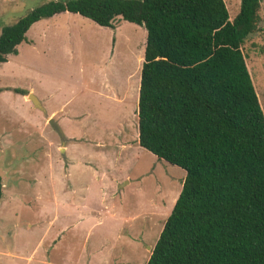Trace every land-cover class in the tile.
I'll return each mask as SVG.
<instances>
[{
	"label": "rangeland",
	"instance_id": "374dc122",
	"mask_svg": "<svg viewBox=\"0 0 264 264\" xmlns=\"http://www.w3.org/2000/svg\"><path fill=\"white\" fill-rule=\"evenodd\" d=\"M66 1L0 0V30ZM223 2L231 20L239 0ZM259 14L240 50L264 114V0ZM112 25L58 13L0 63V264H145L178 196L185 172L137 143L144 28ZM49 118L75 139L62 145Z\"/></svg>",
	"mask_w": 264,
	"mask_h": 264
},
{
	"label": "trees",
	"instance_id": "16d2710c",
	"mask_svg": "<svg viewBox=\"0 0 264 264\" xmlns=\"http://www.w3.org/2000/svg\"><path fill=\"white\" fill-rule=\"evenodd\" d=\"M259 1L239 0L231 20L223 0L49 2L0 30L4 63L61 12L144 28L137 143L185 172L145 264H264V114L240 50L263 28Z\"/></svg>",
	"mask_w": 264,
	"mask_h": 264
},
{
	"label": "water",
	"instance_id": "95a60500",
	"mask_svg": "<svg viewBox=\"0 0 264 264\" xmlns=\"http://www.w3.org/2000/svg\"><path fill=\"white\" fill-rule=\"evenodd\" d=\"M26 98L33 105V107L37 108L42 113H45L44 108H42V106L40 105V103L37 101V99L32 94H27L26 95ZM47 123L50 125L51 128H53V130L56 131V133L58 134V136L60 138V142L63 145L64 142H65V136L62 134V132L59 129V127L57 126L56 122L53 119L49 118L47 120ZM60 151H62V149H60Z\"/></svg>",
	"mask_w": 264,
	"mask_h": 264
},
{
	"label": "crops",
	"instance_id": "0c3cea01",
	"mask_svg": "<svg viewBox=\"0 0 264 264\" xmlns=\"http://www.w3.org/2000/svg\"><path fill=\"white\" fill-rule=\"evenodd\" d=\"M68 13V12H67ZM54 15H56V14H54ZM53 15V16H54ZM77 15V14H76ZM53 16H51V17H53ZM79 16V15H78ZM50 17V18H51ZM43 20V19H42ZM26 39V38H25ZM17 50V49H16ZM138 84H139V79H138ZM136 90H137V93H136V103H137V98H138V85H137V88H136ZM26 98V94L23 96V99H25ZM27 99V98H26ZM29 103V102H28ZM29 104H31V103H29ZM32 105V104H31ZM33 106V105H32ZM63 106H64V104H61L60 106H57V107H55V108H51V109H49V110H45L44 109V111H45V113L46 114H49V115H51V116H56V115H60L59 113L57 114V112H59V111H61V109H63ZM45 108V107H44ZM44 113V114H45ZM134 116V115H133ZM135 117V116H134ZM52 119V118H51ZM61 118H56V124H57V126H59V121L58 120H60ZM135 119H136V124H137V116L135 117ZM61 131L63 132V134H64V136H65V141L66 140H68L69 141V139L70 140H73V139H75V137H72V135L71 134H68V133H65L62 129H61ZM70 136V137H69ZM68 138V139H67ZM73 142V141H72ZM68 147L69 146H67L66 148H65V150L67 151L68 150ZM64 150V149H63Z\"/></svg>",
	"mask_w": 264,
	"mask_h": 264
}]
</instances>
